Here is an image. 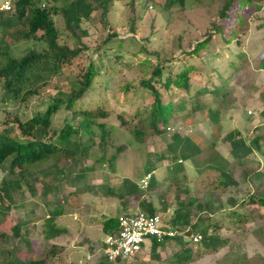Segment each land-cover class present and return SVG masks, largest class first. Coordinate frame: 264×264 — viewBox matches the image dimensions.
<instances>
[{"label": "rangeland", "instance_id": "rangeland-1", "mask_svg": "<svg viewBox=\"0 0 264 264\" xmlns=\"http://www.w3.org/2000/svg\"><path fill=\"white\" fill-rule=\"evenodd\" d=\"M3 2L0 0V7ZM62 4L60 1L59 5ZM169 4L170 0H112L107 25L102 23L101 12L97 11L90 19L82 20L79 28L75 27V34L67 29L62 15L56 16L60 43L73 49L86 46L84 51L64 69L63 75L54 78L27 104L3 102L0 86V132L7 127L4 124L9 123L16 128L13 135H20L17 125L13 124L16 116L23 121L31 119L35 112L47 107L59 90L70 91L71 83L88 65L89 59L98 60L99 48L112 49L107 57L114 63L102 71L94 91L78 104L79 110L108 112L107 119L98 123L111 130L110 138L102 145V131L97 125L92 127L96 132L92 137L81 129L77 139L91 146L86 159L75 164L61 157L58 167L68 173L66 178L57 175L51 168L52 162L44 164L37 171L41 182L35 187L36 195L24 185V195L14 196L15 204L22 203V206L12 205L13 209L4 213L0 210V264L15 258L21 262L45 261V264H106L103 218L122 216L118 212L124 203L116 197L105 196L104 188H96L121 183L122 188H116H142L146 167L155 168L149 170L154 180L142 189L144 193L132 196L134 201L128 207L133 214L145 211L139 204H151L171 227L169 221L178 210L179 202L195 200L191 225L215 226L214 232L223 243L217 251H212L193 245L187 238V246L193 248L195 254V260L189 264H219L233 255L246 257L250 264H264V207L250 203L252 196H264V159L255 152L239 163L232 156L228 139L235 133V139H243L251 145L260 137L264 152V70L259 69L264 59V2L244 10L247 27L239 34L227 26L224 34L215 33L213 26L220 20L221 0H186L183 7ZM114 33L117 38L106 43ZM209 34L212 39L207 48L199 55L190 56L187 52L193 51ZM1 38L0 33V46ZM4 40L15 57L32 48H44V44L37 42H15L10 35ZM164 63V79L171 74L176 77L185 68L193 67L194 71L189 94L185 91L166 93L160 88L166 103L174 99L176 108L184 104L186 110L175 115L166 134L155 135L146 117L136 118V114L142 102L148 104L150 98V92L141 88V81L151 79L155 68ZM214 88L221 91L211 94ZM140 110L141 107L139 114L144 112ZM218 110L222 112L220 134L215 133L216 127L209 118L211 111ZM185 116H188L186 120ZM119 117L127 122L126 126L121 125ZM79 121L81 117L75 120L72 113L62 108L54 117L53 128L61 130L66 122L78 127ZM137 130L145 133L143 141L136 140ZM174 134L192 139L201 153L196 150L193 154L190 150L183 154L178 152L180 158L176 157L169 149ZM92 140L94 145H91ZM103 156L107 159L104 162ZM216 157L227 162V171L237 186H222L221 173L208 169L210 159ZM174 163L173 169H182L179 173L170 172L169 164ZM81 173L86 177L78 178ZM5 177L6 173L0 170V186ZM46 186L53 189L43 197ZM206 201L213 203L214 212L200 213L204 218L203 222H198L197 205ZM60 205L64 215L56 225L64 234L48 242L45 221L49 212ZM16 225L21 228L19 237L13 235ZM186 231L194 233L191 227ZM179 252L180 247L168 243L154 254L148 244L142 255L118 264H177L175 257Z\"/></svg>", "mask_w": 264, "mask_h": 264}, {"label": "trees", "instance_id": "trees-1", "mask_svg": "<svg viewBox=\"0 0 264 264\" xmlns=\"http://www.w3.org/2000/svg\"><path fill=\"white\" fill-rule=\"evenodd\" d=\"M62 1L63 4L59 5ZM112 0H22L19 1L14 12L2 13L0 12V33L2 34L0 46V86L3 95V102H12L14 104L21 103L27 104L30 100L36 96H39L41 90L47 87L54 78H57L64 74V69L71 65L78 56L84 51L86 46L82 48L73 49L68 45H62L59 41L61 32L58 29L55 21V17L62 15L65 19V24L68 30L75 34V27L79 28L82 20L90 19L93 13L100 11L101 20L104 25H107L106 17L110 11L109 6ZM223 7L220 11V20L214 24L213 28L215 33L224 34V27H232L234 33H243L246 28V22L244 20V10L252 8L264 0H221ZM186 0H170L169 5L179 4L182 7L185 6ZM12 31V32H11ZM132 33L135 29L131 28ZM41 33L40 36L38 34ZM10 35L14 38L15 42L19 41H32L44 44L42 50L35 48L29 49L24 55L15 57L11 52V47L5 42V37ZM117 38V34H110L108 41ZM212 34H209L204 42H201L197 47L187 52L190 56L198 54L207 48V44L211 41ZM122 42V41H120ZM112 51L110 48H99L96 52L100 55L97 61L92 58L89 59L88 65L82 69L81 73L77 76L76 80L71 83L69 92L59 90L57 94L51 98L49 104L42 111L35 112L33 117L27 121H23L19 116L15 117L13 124L17 125V129L20 131V135H13V126L6 123L7 127L0 132V170L6 173V177L2 180L0 186V210L1 212L11 211L13 206H22V203L15 204V194L24 195V185L29 188L33 196L36 195V185L41 182L38 177L39 172L44 164L52 162L51 168L66 178V174L63 168L58 167V162L61 157H65L73 161L75 164L79 161L85 160L88 156V151L91 146H85L79 137L81 129L87 134L92 136L96 134L93 130V126L97 125L102 134L101 144L106 145L108 137L111 136V130H108L105 124L98 123V120L107 119L108 112L102 109L97 110H79V102L84 101L90 96L95 89V84L102 71L108 66H112L114 60L107 57ZM104 55V56H102ZM165 63L161 66L158 65L153 76L149 80H142L140 86L142 89L150 92V98L148 104L142 102L140 106L144 112L139 114L137 110L136 118L139 116L146 117L147 124L151 129V132L155 135L166 134L171 120L175 115L179 116L185 112L184 104H181L178 108L175 107L174 99H171L168 103L164 101L163 93L160 88L164 89L166 93H172L174 91H185L190 93L191 90V74L194 71L193 67L185 68L181 70L176 77L172 74L164 79ZM259 69L264 70V59L261 60ZM207 89L204 88L203 92ZM220 88H214L210 90L211 94L219 93ZM202 93V91L200 92ZM64 108L66 111L73 114V119H78L79 126L76 127L73 124L66 122L65 126L61 129H54L53 122L54 117ZM140 110V111H142ZM192 112V111H191ZM144 113V114H143ZM222 112L211 111L209 118L212 124L215 125L217 134H220L223 125L221 124ZM188 116L183 117L185 120ZM122 126H126L119 117ZM98 123V124H97ZM145 133L137 130L134 136L137 141H143ZM236 134L229 135L228 139L232 148V156L236 161L242 162L255 152H259L264 159V152L262 151L261 138L257 137L252 141L253 144L249 145L243 139H235ZM172 144H170V152L175 153L178 157L180 154L189 152L190 150L194 154L201 153V150L193 143L192 139L185 138L180 134H174L171 138ZM91 145H94V141H91ZM163 158H166L163 156ZM180 158V157H178ZM177 159V158H175ZM106 156H103L102 161H106ZM111 160H115L114 156ZM167 160V159H166ZM178 160V159H177ZM182 160V159H181ZM181 160L178 164H181ZM211 165L208 169L216 170L224 177L222 186L229 187L232 185H238L237 182L231 176V173L227 171V162L223 158L216 157L211 158ZM164 161V160H163ZM167 162H169L167 160ZM170 163V162H169ZM169 164L170 172L179 173L181 168H175ZM152 169V170H151ZM149 169L146 167L145 172L151 173L155 168ZM151 170V171H149ZM44 172V171H43ZM171 174V173H170ZM86 177L81 173L78 178ZM154 179L152 178L151 181ZM126 180H124L125 182ZM126 182L129 183L127 180ZM125 182V183H126ZM130 184V183H129ZM123 183L117 186H101L96 188L102 190L104 188L105 196L116 197L118 199H125L126 197L132 198V196L144 193V190L139 187L131 189H118L122 188ZM132 185V184H130ZM51 187V186H50ZM49 186L45 187L43 197H47L50 193ZM152 184L150 186L151 189ZM155 187V184H154ZM54 189L55 186H54ZM195 200L190 203L185 201L179 202L178 210H176L174 217L169 221L172 228L178 231H185L188 227L193 229V234L201 236V241L193 245H201L204 249L217 251L220 246L223 245L219 236L214 232L215 226L211 227H199L198 224L191 225V217L193 216L192 207L195 206ZM252 205H259L264 207V196H252L250 199ZM13 205V206H12ZM144 212L149 215L157 214L153 205L143 204ZM213 203L206 201L204 204L197 205L198 209V222H203V216L200 214L205 210L210 211V214L214 212L211 208ZM64 215V210L60 206L51 210L48 214V218L45 221V240H50L60 237L64 230L60 229L56 222ZM119 230V217L108 218L103 223V234L105 237L115 234ZM21 228L16 225L13 228V235L19 237ZM189 235L191 233L189 232ZM190 242V241H189ZM168 243H174L180 247V252L176 255L177 264H189L195 260V254L193 248L187 246L188 242L182 236H177L174 239H168L165 242L159 243L155 240L151 243V249L154 254L157 250ZM191 243V242H190ZM56 249V246H53ZM53 255L56 252H51ZM105 257L106 264H118L111 263ZM199 257V255H198ZM45 264V261H29L21 262L18 259L14 261H8L6 264ZM250 264L251 262L244 256L233 255L226 258L225 261H221L219 264Z\"/></svg>", "mask_w": 264, "mask_h": 264}, {"label": "built area", "instance_id": "built-area-1", "mask_svg": "<svg viewBox=\"0 0 264 264\" xmlns=\"http://www.w3.org/2000/svg\"><path fill=\"white\" fill-rule=\"evenodd\" d=\"M22 0H4L0 12H14L16 4ZM152 176L148 174L142 181V188L149 186ZM187 238L192 244L201 241V236L188 231H178L167 226L159 214L149 215L144 212L128 214L119 218V230L105 238L104 256L111 263L134 259L144 253L148 244L153 240L162 243L177 236Z\"/></svg>", "mask_w": 264, "mask_h": 264}, {"label": "crops", "instance_id": "crops-1", "mask_svg": "<svg viewBox=\"0 0 264 264\" xmlns=\"http://www.w3.org/2000/svg\"><path fill=\"white\" fill-rule=\"evenodd\" d=\"M222 117V116H221ZM211 123V122H210ZM212 124V123H211ZM213 125V124H212ZM223 130V129H222ZM215 133L217 134V130L215 131ZM130 198V197H129ZM129 198L128 197H126L125 199H119L120 201H121V203H124L123 204V206H121V209H119L120 211L118 212V213H120V214H123V216L124 215H128V214H133V211H130L131 209L128 207V205H129V203L131 202H133L134 200H132L131 198H130V200H129ZM128 199V200H127ZM139 206L142 208V207H144V205L143 204H139ZM147 207H148V205H146ZM153 207H155V206H153ZM130 209V210H129ZM155 209V208H154ZM134 213H137V212H134ZM113 217H120V216H107V217H104L103 218V222H102V227H101V229H102V232H103V223H104V221L105 220H107L108 218H113ZM61 218V217H60ZM59 218V219H60ZM64 234V231H63V233H62V235ZM151 245V244H150Z\"/></svg>", "mask_w": 264, "mask_h": 264}, {"label": "clouds", "instance_id": "clouds-1", "mask_svg": "<svg viewBox=\"0 0 264 264\" xmlns=\"http://www.w3.org/2000/svg\"><path fill=\"white\" fill-rule=\"evenodd\" d=\"M149 174H151V173H149ZM147 175H148V174H147ZM147 175H146V176H147ZM143 180H144V179H143ZM143 180H142V181H143ZM151 180H152V178H151ZM151 180H150V181H151ZM149 184H150V183H149ZM142 189H143V188H142ZM139 212H144V211H139ZM144 213H145V212H144ZM122 216H123V215H122ZM120 217H121V216H120ZM120 217H119V218H120ZM105 238H106V237H105Z\"/></svg>", "mask_w": 264, "mask_h": 264}]
</instances>
